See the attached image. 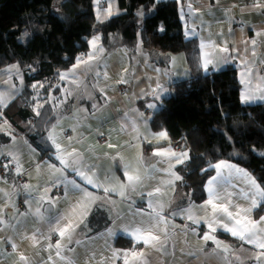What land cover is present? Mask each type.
Returning a JSON list of instances; mask_svg holds the SVG:
<instances>
[{"label": "crops", "instance_id": "1", "mask_svg": "<svg viewBox=\"0 0 264 264\" xmlns=\"http://www.w3.org/2000/svg\"><path fill=\"white\" fill-rule=\"evenodd\" d=\"M176 1L184 34L198 41L199 55L189 60L184 52L151 54L143 48V29L136 48L112 47L101 33L90 36L88 50L76 67L60 74L61 99L68 105L73 98L79 99L57 113L49 132L63 151L57 152L53 145L49 155L42 154L7 121L5 109L23 90L24 79L17 64L0 72V162L13 165L16 174L29 172L24 187L26 212L17 205L19 192L11 178H0V264H264V249L258 247L264 240L260 231L264 213L255 216L264 197L258 189L247 181L256 191L245 205L249 212L254 209L248 221L256 225L257 233L252 237L256 242L249 243L228 230H240L234 221L222 213L213 214L207 201L214 204L216 198L207 195L202 203L190 201L180 170L190 160L189 151L177 150L165 129L152 126L153 117L172 95L173 84L197 72L232 66L241 83L242 101L264 102V0ZM93 9L98 22L123 11L119 0H94ZM112 40L116 43L115 37ZM81 59L87 63H79ZM209 60L215 67L209 64L205 70ZM245 95L252 99L245 101ZM149 104L157 107L149 108ZM158 150L166 154L155 155ZM73 152L78 156L68 155ZM172 153L187 157L178 163ZM57 156L69 163L78 161L93 183L65 167ZM225 160L238 164L239 170L227 167V174L237 172L248 179L247 169L235 159ZM128 175L140 177L134 188ZM72 180L84 191L74 188ZM105 188L115 190L105 192ZM227 207L240 221V209ZM86 208L90 210L85 212ZM189 215L199 222L188 219ZM82 217L86 218L81 224ZM69 221L79 225L70 239L58 231ZM136 228H151L159 242L145 243L141 237L146 233H136ZM208 235L213 239L206 240ZM119 238L142 246L118 247Z\"/></svg>", "mask_w": 264, "mask_h": 264}, {"label": "trees", "instance_id": "2", "mask_svg": "<svg viewBox=\"0 0 264 264\" xmlns=\"http://www.w3.org/2000/svg\"><path fill=\"white\" fill-rule=\"evenodd\" d=\"M93 1L0 0V72L17 64L24 79L23 90L4 113L45 155L53 151L49 132L57 113L72 107L71 101L68 105L61 99L60 74L72 70L93 34L101 33L112 47L136 48L143 29V48L151 54L184 52L189 60L199 55L198 41L184 34L176 0H119L122 13L104 22L97 21ZM172 88L174 94L164 101L152 126L165 129L189 151L190 160L180 170L190 201L207 199L206 182L215 172L210 165L225 159H235L264 189V102L242 101L236 69L197 72ZM263 213L264 201L255 216ZM117 246L136 249L142 244L119 238Z\"/></svg>", "mask_w": 264, "mask_h": 264}, {"label": "snow or ice", "instance_id": "3", "mask_svg": "<svg viewBox=\"0 0 264 264\" xmlns=\"http://www.w3.org/2000/svg\"><path fill=\"white\" fill-rule=\"evenodd\" d=\"M108 14L111 15L112 12H111V9L108 10ZM95 43V39L93 40V44ZM253 43H255V41H253ZM222 51L224 52H227L228 49L227 48H224L222 49ZM92 59V56L90 55L89 56V60ZM79 63H87V61H84L83 59H81L79 61ZM209 64H213V67H215L214 63L212 60H209L207 61L205 64H204V68L205 70L208 69V66ZM76 67V66H74ZM42 86V85H41ZM33 87H36V85H33ZM159 87V86H158ZM262 99H264V97H261ZM252 99V97L250 95H245L244 96V100L245 101H248ZM149 108H156L157 105L156 104H149L148 105ZM39 114V113H37ZM161 136H166V133H160ZM51 143L53 145H55L56 147V151L57 152H60V151H63V149L60 148L58 142L53 138V137H49ZM71 139V138H69ZM166 153L164 152H161V151H157L155 153V155H165ZM68 155L71 157V156H78V154H76L75 152L73 153H68ZM173 156H176L175 153H172ZM181 157H184L186 158L187 157V154L186 153H181L179 156H176V159H177V162L178 163H182L183 162V159H181ZM57 159H59L61 161V163L65 166V167H71L72 170L74 172H76V174L78 176H80L83 180H86L87 183L89 184H92L93 181L92 179H90L86 174H85V171L81 170V168L83 167V165H81L80 167L77 166L78 164V161H74L72 163H69L68 161H66L62 156H57ZM224 166H227L229 168L233 167L232 165H228L227 162L225 161H220L219 163L215 164V165H210V167H214L216 169H221L222 167ZM53 168H55V165L52 166ZM57 171H59L61 174H63V169H58ZM245 175L247 176L248 174L245 173ZM180 177H177V179H179ZM250 179V182L252 183L253 187L257 188L258 191H259V194L261 197H264V189H259V186L256 185V182L254 180V178H251L249 177ZM128 180L130 182V185L134 188L136 183H138L140 181V177L139 176H133V175H128ZM216 180V177H212L208 183L209 185H212L213 182ZM69 183H71L73 185L74 188H77V189H80L81 191H84L83 189L80 188V185L76 183L75 180H72V181H69ZM99 186V185H97ZM115 189H108V188H105L104 191L105 192H108V191H114ZM157 192L160 191V189H156ZM209 192L214 194V190L212 188H209ZM121 195H123V193H121ZM149 196L152 195V193H148ZM218 198V197H217ZM208 204H211L212 205V209H213V214L215 215L216 213H222L224 215H226L227 217H229L232 221L235 222L236 225L239 226V231H236L235 229H228L229 231L232 232L233 235H237V236H240L242 239L244 238H247L249 243H253V242H256L252 239L253 236H255L257 233H256V225L255 224H252V225H247V224H242L241 221L237 220L235 216H233V214L231 212L228 211V207L224 204H213L212 200H209L207 201ZM253 205L255 206V201H253ZM100 207H104L103 204L100 205ZM90 209H85V212L89 211ZM84 218L86 217H82L81 220L79 221V223H84ZM188 219H191L193 220L194 223H198L199 221L198 220H195L193 216L189 215L187 217ZM159 219V217H158ZM262 220H264V217L261 218ZM79 225L78 224H73L71 223V221H69L68 223L65 224V226L63 228H60L58 229L59 231V234L61 237H65L66 234L69 235V239H70V233L72 231H74L75 227H78ZM221 227H227L226 225H220ZM212 227V224L209 223V228ZM261 233H264V229H261L260 230ZM135 232L136 233H146V236H142L141 238L144 239L145 243H148V242H159V236L157 235H153L152 233V230L151 228H136L135 229ZM246 233H251L250 236H245ZM205 239H213L212 236L208 235V236H205ZM13 247H15V245H13ZM57 247H59V245H57ZM258 247L261 248V249H264V240H260L258 242ZM59 254V253H57ZM135 255V254H133ZM262 256H264V252L261 253ZM23 259V258H22Z\"/></svg>", "mask_w": 264, "mask_h": 264}, {"label": "rangeland", "instance_id": "4", "mask_svg": "<svg viewBox=\"0 0 264 264\" xmlns=\"http://www.w3.org/2000/svg\"><path fill=\"white\" fill-rule=\"evenodd\" d=\"M200 61H201V59L199 57L198 62H200ZM127 79L128 78H125V81H124L125 83H128ZM115 85H117V84H115ZM78 101H79L78 98H73L71 100V104L75 105V104L79 103ZM222 161H226V160H222ZM228 165L234 166V169L232 170V172L239 171L237 168L238 164H236L235 162H233V161L229 162ZM220 170H216L207 179L206 186H205L207 195H209L210 198H216L217 199L214 204H224V205L230 206V208H233V207L239 208L241 211V215L239 216L240 221L244 220V221H246V224L249 225V221H248L249 220V213L252 214L254 209L250 210V212H249L245 208V205H247L250 202V200H251L250 196H252V197L256 196V191L254 190V188L250 184L247 183V181L250 180L249 177H251V178H254V180L258 182L257 178L255 176H253L251 173L247 172L248 170H246L244 172V173L248 174L247 180L245 179V177L240 176L237 172L227 174V171L230 172V170L227 169V166L222 167ZM219 174L222 175L221 179H219ZM212 177H216V180L213 182L212 185H209L208 181ZM259 186L261 189H263L261 187L260 183H259ZM209 188H212L214 190L215 195L209 192ZM246 191L248 192V196L246 195Z\"/></svg>", "mask_w": 264, "mask_h": 264}, {"label": "built area", "instance_id": "5", "mask_svg": "<svg viewBox=\"0 0 264 264\" xmlns=\"http://www.w3.org/2000/svg\"><path fill=\"white\" fill-rule=\"evenodd\" d=\"M174 146L177 150H181L183 147V142L178 141L174 143ZM28 174L29 172L27 170L20 172L18 174L15 173V167L13 165H7L0 162V178H4L8 176L11 178L12 182L18 189L19 195L17 200V205L21 209V211L26 212L27 208L24 204V198L26 196V193L24 191V187L28 181Z\"/></svg>", "mask_w": 264, "mask_h": 264}, {"label": "water", "instance_id": "6", "mask_svg": "<svg viewBox=\"0 0 264 264\" xmlns=\"http://www.w3.org/2000/svg\"><path fill=\"white\" fill-rule=\"evenodd\" d=\"M174 94V91L172 90V95ZM46 209H50L51 210V208H49V206H46Z\"/></svg>", "mask_w": 264, "mask_h": 264}]
</instances>
